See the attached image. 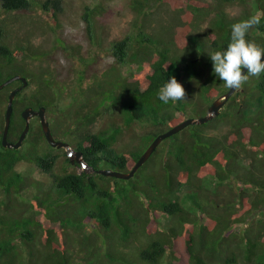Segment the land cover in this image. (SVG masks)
I'll return each mask as SVG.
<instances>
[{"label":"trees","instance_id":"16d2710c","mask_svg":"<svg viewBox=\"0 0 264 264\" xmlns=\"http://www.w3.org/2000/svg\"><path fill=\"white\" fill-rule=\"evenodd\" d=\"M0 1L9 13L39 6L55 25L63 12V0ZM109 1L86 6L83 15L97 45L102 40L95 33V18ZM234 2L244 6L238 15L226 9ZM130 5L137 18L131 34L108 50L116 63L105 72L108 79L96 78L94 86L82 87L73 103L60 109L57 100L63 92L55 91L50 72L42 69L37 76L27 71L47 53L31 41L12 48L0 24V83L15 74L31 79V95L22 90L14 101L11 142L26 127L22 110L45 106L59 134L74 135L70 143L91 169L107 165L129 172L158 135L133 134L136 121L160 123L173 108L181 115L186 106H208L229 90L215 76L208 53L227 46L232 24L259 16L260 25L246 38L264 48V0H131ZM158 5L174 7L177 18L160 22ZM154 22L157 32L151 31ZM127 62L137 69L123 75L118 65ZM172 76L183 85L185 97L165 105L158 90ZM13 85L0 91V188L16 203L0 215V264H264V73L250 76L242 98L234 93L219 117L165 140L129 180L77 171L81 163L65 150L61 159L54 154L62 149L47 142L40 123H32L22 147H5V110ZM105 106L120 113L121 122L115 118L107 132L83 134ZM226 126V133L211 132ZM128 134L137 141L134 149H117ZM25 160L52 173L53 184L29 180L17 168ZM209 176L221 183L213 191L203 184ZM185 186L191 188L190 207L177 197Z\"/></svg>","mask_w":264,"mask_h":264},{"label":"rangeland","instance_id":"374dc122","mask_svg":"<svg viewBox=\"0 0 264 264\" xmlns=\"http://www.w3.org/2000/svg\"><path fill=\"white\" fill-rule=\"evenodd\" d=\"M40 1L45 0H36V2ZM98 1L101 3L103 0H63V12L61 13L60 23L58 25H55L48 12L39 6L35 5L30 10L9 13L2 8L0 1V24L4 27L5 38L11 47L15 48V46L27 44L28 41H31V44L29 45L47 53L36 58L30 66H27V71L31 73L30 70H33L37 76H40L43 71L42 69L46 70V74H48L47 71L50 72L55 82H57V88L55 87V91L60 90L63 92L59 93V98L57 100L59 109L72 104L74 96L76 95L77 97L80 95L82 87L83 89H89L88 87L94 86L96 78L108 79L105 72L110 71L112 67L116 66L115 59L108 53V50L111 49L115 40L122 39L128 34H131L132 27H134L133 22L137 17L130 5L131 0H110L109 7L106 6L107 9L95 18L97 21L95 33L100 36L102 41L98 45L94 44L91 40L87 22L84 20L83 15L86 10V6L89 5L90 7H94L95 3ZM243 8L244 6L239 2L226 5L227 11L232 15L240 14L243 11ZM157 10L159 11L158 18L160 22L168 21V16L170 17V20L177 18L173 12L175 11L174 7L169 5L163 7L162 5H158ZM157 25L158 23L154 22L155 28L152 27V32H157L159 30L160 27ZM259 33V31L256 32V34ZM118 69H120L123 75H129L132 70L137 69V65L130 62L121 63L118 65ZM24 71L26 72V70ZM46 74L45 77H47ZM25 77H27L28 80H31L30 75ZM107 82L108 81H105V83L109 86V83ZM13 84L14 85L11 89L16 83ZM241 89L242 86L237 93L238 100L242 98ZM92 93L93 96H95V92L92 91ZM30 95L31 88H27L24 96ZM218 97L219 96H217L214 100ZM212 103L208 106H204L199 103L198 105L193 106L188 105L185 107L183 111L184 113L181 115H179L180 112L173 108L171 112L169 111L168 113L166 112L161 115L162 121L160 123H155L153 120H150V118L145 121H136L133 126V134L136 133L135 135L137 136L146 134L159 135L162 132H165V130L171 128L172 120H174V122L179 120L175 124L177 125L188 118H200L206 115ZM75 108L78 110L77 107H72V110ZM102 111L103 112L97 121L89 125L84 130L82 129L83 134H88L89 131L94 133L107 132L105 129H107V126L112 125L113 119L115 120L116 118L120 121V113H115L107 106L103 107ZM71 112L74 114L73 111ZM189 127L186 129H189ZM212 128V133L215 132L220 135L226 133V129L228 127L226 126L219 129L216 127ZM133 134L123 136V138L118 141L116 148L119 150L127 148L128 150L134 149L137 141H132ZM73 137L74 135H69V133L68 136L64 133L60 135L56 134L57 139L62 138L68 143H70ZM42 147L44 149L48 148L45 144H43ZM72 149L74 150V155L71 158H75L77 152L74 145H72L70 150ZM53 153H58L61 159L64 152L61 150L59 152L53 151ZM80 160H83L82 156H80ZM248 162L249 160L242 161L245 165ZM74 168H76L79 172L91 171L90 166L88 168H84L81 164L80 166H75ZM99 168L114 169L107 165H101V167L99 165ZM18 170L29 180H42L46 184V187L53 184L54 176L52 173L46 172L31 161L25 160L20 162ZM203 184L204 187L213 191L221 183L215 177L209 176V178L204 180ZM227 184L231 187L233 183L230 182ZM190 189V187L185 186L177 192L178 199L188 207L193 204V201L190 198ZM15 205L16 203H14V201L13 203H10V197L2 188H0V215L8 214L6 212H11L13 206ZM203 217H205V215ZM160 221L163 224L166 223V216L163 215L160 218ZM21 241V239H18L19 243H21Z\"/></svg>","mask_w":264,"mask_h":264},{"label":"clouds","instance_id":"9594fccd","mask_svg":"<svg viewBox=\"0 0 264 264\" xmlns=\"http://www.w3.org/2000/svg\"><path fill=\"white\" fill-rule=\"evenodd\" d=\"M259 25H260L259 16H252L248 19L241 20L232 24L230 41L228 42L227 46L220 50H215L208 53V56L210 57V60L212 62L213 72L215 76L218 77L226 87L237 89L236 92L240 90V87L249 79L250 76L259 77L262 73H264V48L257 45L255 41L246 38L249 30L252 29L254 26H259ZM28 85H29V80H28ZM28 85L24 88V93L26 92ZM10 93L11 92H9V95ZM184 97H185V89L183 85L180 82H178V80L174 76L167 79V81L158 90V99L165 105L169 104L170 102H178L180 100H183ZM8 103H9V97H8ZM13 107H14V103H13ZM5 115H6V110H5ZM69 144L71 147L72 146L71 143ZM69 148L67 150L68 155L72 157L74 155V150L73 149L70 150L72 147L70 149ZM57 149H62V148H57ZM62 150L64 152V149ZM74 161H78V160L74 159ZM78 162H80L84 168L89 167V165L86 163L84 159ZM98 170H101V168H99ZM91 171L93 172L96 170L91 169Z\"/></svg>","mask_w":264,"mask_h":264},{"label":"water","instance_id":"95a60500","mask_svg":"<svg viewBox=\"0 0 264 264\" xmlns=\"http://www.w3.org/2000/svg\"><path fill=\"white\" fill-rule=\"evenodd\" d=\"M16 80H21L23 84L21 87H18L12 90L9 95V103L7 105L6 115H5L6 125H5L4 137H3V145L5 147H14L16 149L20 148L22 145V142L24 141L27 134L29 133L30 125H31L30 119L35 115H39L41 119L43 132L47 138L48 143L53 147L68 149L70 147L69 143L65 141L57 140L54 137L51 127H50V122L46 118V114H45L46 107H41L39 111H35L31 107L26 108L22 113V117L26 121V127L23 130L20 139L18 140L17 143H12L8 140L10 125H11V120H12V114L14 111L13 103H14L17 93L28 85V80L27 78L18 74V75L12 76L10 79L0 84V90H2L4 87L10 85ZM236 91L237 89L229 88V90L225 94L217 98L212 103L206 115L200 118H188L180 122L179 124L172 126L167 131L157 135V137L147 147V149L143 152V154L141 155V157L139 158L135 166L129 172H122V171H118L115 169H109V168L98 170V172L100 174H103L109 177H117V178L125 179V180L132 179L135 176V174L139 171V169L150 159V157L154 154V152L158 149V147L163 143L164 140L176 135L177 133L181 132L182 130L189 127L190 125L204 124L218 117L221 113V110L224 108V106L227 104L229 99L234 95ZM79 157H80V153H78L76 157L73 158V161L74 159L80 161Z\"/></svg>","mask_w":264,"mask_h":264},{"label":"flooded vegetation","instance_id":"af4514ba","mask_svg":"<svg viewBox=\"0 0 264 264\" xmlns=\"http://www.w3.org/2000/svg\"><path fill=\"white\" fill-rule=\"evenodd\" d=\"M18 80H16V81H14L13 83H15V82H17ZM20 81V80H19ZM23 83V82H22ZM22 83L21 84H15V86L10 90V92L12 91V90H14V89H16V88H18V87H21L22 86ZM22 90H24V88L22 89ZM21 90V91H22ZM21 91H19V92H21ZM18 92V93H19ZM17 93V94H18ZM28 107H31V108H33V110H35V111H39V109L41 108V107H45V106H40L39 108H35L34 106H28ZM28 107H25L23 110H22V112H21V115H22V113H23V111L26 109V108H28ZM14 112V111H13ZM46 118H47V120L50 122V127H51V130H52V133H53V135H54V137L56 138V134L57 135H60L59 134V132L57 131V129H56V126L54 125V123H53V119H52V117H51V113L50 112H48V110H47V107H46ZM13 115V114H12ZM6 120V119H5ZM32 123H40L41 124V119H40V116L39 115H35V116H33L31 119H30V124L32 125ZM5 125H6V123H5ZM31 125H30V130H31ZM25 129V128H24ZM23 129V130H24ZM30 130H29V132H30ZM22 134V133H21ZM21 134H20V137H21ZM29 134V133H28ZM28 134H27V136H28ZM45 135V134H44ZM27 136H26V138H27ZM3 137H4V135H3ZM20 137H19V139H20ZM46 137V136H45ZM26 138L24 139V141L22 142V145H23V143L25 142V140H26ZM18 139V140H19ZM57 139V138H56ZM18 140L16 141V142H12V143H17L18 142ZM46 140H47V138H46ZM57 140H61V141H65L66 142V140H63L62 138H60V139H57ZM3 141V140H2ZM10 141V140H9ZM11 142V141H10ZM48 142V141H47ZM68 143V142H67ZM22 145H21V147H22ZM72 147V146H71ZM74 148H75V150H76V152H77V154L78 153H80V156H82V159H84V157H83V152H81L79 149H77L76 148V146H74ZM62 149H64L65 151H67L68 149L67 148H62ZM97 171V170H96Z\"/></svg>","mask_w":264,"mask_h":264}]
</instances>
